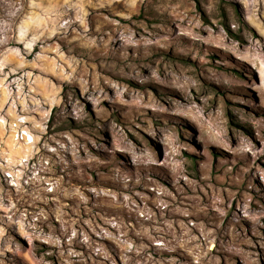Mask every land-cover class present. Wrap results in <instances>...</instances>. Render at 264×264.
<instances>
[{
	"label": "rangeland",
	"instance_id": "1",
	"mask_svg": "<svg viewBox=\"0 0 264 264\" xmlns=\"http://www.w3.org/2000/svg\"><path fill=\"white\" fill-rule=\"evenodd\" d=\"M0 264H264V0H0Z\"/></svg>",
	"mask_w": 264,
	"mask_h": 264
}]
</instances>
